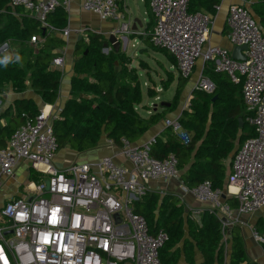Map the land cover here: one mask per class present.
Returning a JSON list of instances; mask_svg holds the SVG:
<instances>
[{
    "label": "built area",
    "instance_id": "2783aa9c",
    "mask_svg": "<svg viewBox=\"0 0 264 264\" xmlns=\"http://www.w3.org/2000/svg\"><path fill=\"white\" fill-rule=\"evenodd\" d=\"M11 3L23 7L44 29L58 32L47 18L60 6L69 8L71 0ZM188 6L189 0H149L155 18L152 30L139 32L140 28L133 30L131 22L123 21L113 32L150 35L155 47L176 59L184 78L191 76L202 59L211 62L215 71L226 72L233 82H243V101L250 113L247 120L255 135L238 148L225 189L214 188L208 180L193 187L183 181L181 185L184 194L211 205L209 209L220 217L225 230L238 220L224 194L237 199L239 214L264 209V30L247 6L229 5L226 23L232 48L247 47L242 51L245 60H236L232 48L209 43L215 17L203 10L189 12ZM81 8L103 19L125 20L120 0H81ZM58 33L68 41L72 30L66 27ZM37 41L36 36L31 38V42ZM12 51L10 44L0 45V54ZM64 64L63 56L52 59L53 67L63 68ZM194 88L211 93L215 85L202 76ZM56 117L41 108L0 148V191L24 164L38 177L28 179L19 195L0 204V264H161L160 252L169 235L163 229L153 232L147 219L136 212L135 204L152 190L151 182L180 179L178 158L174 154L164 159L152 156L154 140L136 145L123 138L117 146L130 166L105 156L94 163L71 162L58 167ZM166 124L184 142L191 140L179 119H167ZM109 144L116 146L113 140ZM201 212L197 209L196 216ZM252 234L256 242L264 244V234L255 229ZM224 241L227 254V236Z\"/></svg>",
    "mask_w": 264,
    "mask_h": 264
},
{
    "label": "trees",
    "instance_id": "16d2710c",
    "mask_svg": "<svg viewBox=\"0 0 264 264\" xmlns=\"http://www.w3.org/2000/svg\"><path fill=\"white\" fill-rule=\"evenodd\" d=\"M243 1L264 30V0ZM11 2L0 0V45L8 43L16 50L0 54V61L8 58L7 64L0 63V92L8 85L16 93L31 87L44 103L54 105L60 96L62 71L52 66V59L57 55L55 50L66 44L58 32L68 26L69 14L62 6L58 7L47 18L58 32L44 31L36 18ZM221 2L189 0L188 9L189 12L203 10L216 16ZM154 25L152 15L145 31L152 30ZM135 34L138 33L131 35L135 38ZM35 36L38 41L31 42ZM140 36L152 43L150 35ZM74 54L78 59L70 97L53 122L59 149L85 153L99 147L104 136L118 146L123 138L136 143L165 116L166 111L148 118L139 112L143 91L137 68L125 51L112 47L106 35L87 30L86 37L76 41ZM168 54L177 65L176 59ZM206 64L208 68L204 74L214 83L215 89L208 93L195 88L189 107L179 118L191 140L184 142L168 127L165 139L157 137L154 140L151 154L157 159L174 154L179 160L180 178L187 186L193 187L208 180L214 188L223 190L226 187V161L236 149L235 156L248 137L255 135V130L247 120L250 113L243 101V82L235 83L226 72L215 71L211 62ZM188 81L182 76L178 80L173 107H176ZM147 92L152 98L157 96L154 87H149ZM38 113L39 108L33 99H17L11 104L0 115V119H7V124L0 125V148L7 145L17 127ZM30 176L31 179L38 178L34 177L37 176L34 170ZM226 200L237 201L236 198ZM135 209L147 219L153 232L163 229L169 235L160 252L161 264H180L182 255L188 263L197 264L195 248L203 257L198 264H259L248 261L238 225L233 226L227 238L230 251L226 261V231L220 217L210 209H204L195 219L191 212H186V206L178 196H161L153 191L137 202ZM261 229L257 231L264 234Z\"/></svg>",
    "mask_w": 264,
    "mask_h": 264
},
{
    "label": "crops",
    "instance_id": "0c3cea01",
    "mask_svg": "<svg viewBox=\"0 0 264 264\" xmlns=\"http://www.w3.org/2000/svg\"><path fill=\"white\" fill-rule=\"evenodd\" d=\"M142 2L146 7H149V0H133V3L136 5V9L138 13L134 11V9L131 6V3L129 0H120V6H121V13L124 14L125 20H108L103 19L99 15H96L95 13L86 12L82 10L81 8V0H71V5L69 8H64L68 14H69V21L68 26L71 30V37L68 41H66V46L58 47L55 52L57 53L56 56H63L65 58V64L63 68L54 67L56 69H59L62 71V79H61V87H60V96L56 103L54 105L46 104L43 102L40 95L36 94L31 87H28L26 91L22 93H16L11 89V86L8 85V88H6L4 91L0 92V115L11 105L13 104L17 99H26L30 98L33 99L34 102L37 104L39 110L41 108H44L49 106L50 112L54 115H59L64 108L66 101L70 97V91H71V81L72 77L75 75V62L78 59V56H75L74 54V48L75 43L79 39L78 37L82 35V37H86L87 30H92L95 32L102 33L108 37L110 34L114 33L113 31L121 25L123 21L131 22L135 18H139L142 22V26L139 27L140 31H145V22L144 19L141 17V9L138 4V2ZM232 3H241L247 8H249V5L246 4L243 0H222L221 5L218 8V12L216 14L214 19V25L213 29L210 35V44L214 45H220L227 48H232V44L228 37V28H227V14L229 5ZM250 9V8H249ZM251 10V9H250ZM217 21V22H216ZM216 22V23H215ZM149 26V23L147 27ZM139 34V33H138ZM120 37V36H119ZM126 37V36H124ZM136 38V37H135ZM128 39V37H127ZM129 42V39H128ZM128 42L125 43L124 40H122L123 44V51L126 50V47L128 45ZM12 50L15 52V48H12ZM202 59H199L197 61L196 66H198L199 61ZM195 66V68H196ZM208 68V64L204 63L202 60V63L199 64L198 69H196L194 74V82L192 85L187 89L184 90L180 99L178 100V103L176 107H173L172 104L174 102V97L177 89L178 82H176V89L173 97L169 100H165L158 103H146L144 102V91L148 95V85H146V89L143 88V101L138 106L139 112L142 114L143 117L148 118L152 114H159L163 111H166L165 116L155 125L153 126L138 142L134 143L136 145H143L144 143H147L149 141L155 140L157 137H163L165 139V131L168 129V126L166 124V120H176L179 119L184 110H186L190 105V99L193 93V90L195 89V84L200 79V77L204 76L209 78L207 75L204 74V71ZM195 70V69H194ZM210 79V78H209ZM142 80V79H141ZM162 90V89H161ZM163 91V90H162ZM157 96L150 97L148 95V99L156 102L161 99L160 93H162L160 90H157ZM7 124V119H0V125ZM109 140L107 137H103L101 140V143L99 147L96 149H93L91 151L85 152V153H77L70 150V153L73 155V157H69L68 159H64L60 154H57L55 157V163L58 167H65L71 162H98L105 156H113L116 162L122 165L130 166L129 161L126 160V158L121 154V151L119 147L116 146H110ZM236 150V149H235ZM231 154V156L226 161V184L229 179L231 168H232V161L234 152ZM33 169L30 168L29 165L24 164L22 165L11 179H8L4 187L0 191V204H4L8 198L19 195L20 190L22 189L23 184L28 180L31 179L29 177V174L31 175V171ZM182 185V179L178 178H170L168 180H160V181H154L151 182V188L153 192H158L161 194V196H165L167 194H173L179 197L181 200V203L186 206V212H191L192 217L194 214V218H198L196 216L195 212L197 209H201L203 211L204 209H209L211 206L210 204L201 203L198 200H196L191 194L187 193L184 194L181 190ZM228 199L235 198L232 196H228ZM226 198V199H227ZM227 201V200H226ZM230 206L234 209L235 214L234 218L238 220V223L233 225L225 226V233L227 238L230 237L231 230L234 225H238L241 230V237L244 242V246L247 252L248 261L250 262H256L259 264H264V247L262 244L255 241L253 238L252 230H258V228H262L264 231V209L258 210L252 214H239L235 210L237 208V201H227ZM223 223V222H222ZM224 227V226H223ZM261 229V230H262ZM259 231V230H258ZM230 251V243H228V253ZM227 253V254H228ZM226 254V256H227ZM228 256L226 257V261L228 262ZM194 260L195 262L201 263L203 260L202 255L198 251L197 248H195L194 253ZM180 264H190L188 263L185 258L181 257Z\"/></svg>",
    "mask_w": 264,
    "mask_h": 264
},
{
    "label": "rangeland",
    "instance_id": "374dc122",
    "mask_svg": "<svg viewBox=\"0 0 264 264\" xmlns=\"http://www.w3.org/2000/svg\"><path fill=\"white\" fill-rule=\"evenodd\" d=\"M129 1L134 11L138 13L136 5L133 3V0ZM138 4L141 9V17L142 19H144L145 27L147 28V25L152 17L151 9L149 7H146L140 1L138 2ZM119 36H126L129 39L125 52L133 60L132 63L137 68L139 76L142 79V90L143 88L144 90L146 89L145 83H147L148 87H154L156 91L160 90L162 92L160 93L161 99L154 102L148 99V95L144 91V102L149 104H160L165 100L171 99L175 93L176 82H178V80L181 78V74L177 68V65H174V62L171 61L172 58L169 57V54L164 50L158 49V51H156L153 44L151 42H147L145 39H142L140 34H135L136 38H134V36L131 34ZM123 44L124 43H122L121 45L122 50ZM200 63H202V60L199 61V64ZM198 66L194 68L195 70L193 69L191 76L188 77L189 81L185 86L184 90H187L194 82L193 76L195 74L196 69H198ZM166 85L168 88L165 87ZM6 88H8V86ZM57 154H60L64 159L73 157V155L70 153V150L67 148H60L57 151L56 155Z\"/></svg>",
    "mask_w": 264,
    "mask_h": 264
},
{
    "label": "water",
    "instance_id": "95a60500",
    "mask_svg": "<svg viewBox=\"0 0 264 264\" xmlns=\"http://www.w3.org/2000/svg\"><path fill=\"white\" fill-rule=\"evenodd\" d=\"M141 26H142V22L140 21L139 18H135V19L132 21V29H133V30H138L139 27H141ZM259 28H260V29H263V27H262L261 24H259ZM44 31H45V29H44ZM78 38H79L78 40H80V39L82 38V35H80ZM108 39H109V42H110V44L112 45V47L115 48L116 50H119V49L121 48L122 40H124L125 43L128 42L127 37H124V36H122V37L120 36V37H119V35H117V34H115V33L110 34V35L108 36ZM246 48H247V47H246L245 45H236V46H234V47L232 48V57H233L234 59H236V60H245V56L243 55L242 51H243V50H246ZM107 49H108V48H106L105 50L107 51ZM86 53H87V51H86ZM215 98H216V97H214V99H215ZM234 153H235V152H234ZM223 197L226 199V198H227L226 194H224Z\"/></svg>",
    "mask_w": 264,
    "mask_h": 264
},
{
    "label": "clouds",
    "instance_id": "9594fccd",
    "mask_svg": "<svg viewBox=\"0 0 264 264\" xmlns=\"http://www.w3.org/2000/svg\"><path fill=\"white\" fill-rule=\"evenodd\" d=\"M0 63L7 64L8 63V58H4V60L0 61Z\"/></svg>",
    "mask_w": 264,
    "mask_h": 264
},
{
    "label": "bare ground",
    "instance_id": "6f19581e",
    "mask_svg": "<svg viewBox=\"0 0 264 264\" xmlns=\"http://www.w3.org/2000/svg\"><path fill=\"white\" fill-rule=\"evenodd\" d=\"M46 112H50V108H49V106H47V108H46ZM232 190H235V188H232Z\"/></svg>",
    "mask_w": 264,
    "mask_h": 264
}]
</instances>
